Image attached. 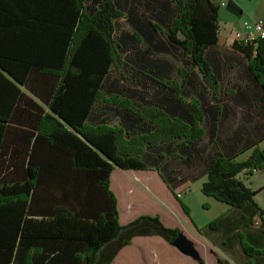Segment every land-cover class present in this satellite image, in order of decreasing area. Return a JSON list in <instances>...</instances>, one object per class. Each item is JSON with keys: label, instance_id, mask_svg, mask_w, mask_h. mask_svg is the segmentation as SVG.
I'll use <instances>...</instances> for the list:
<instances>
[{"label": "trees", "instance_id": "obj_1", "mask_svg": "<svg viewBox=\"0 0 264 264\" xmlns=\"http://www.w3.org/2000/svg\"><path fill=\"white\" fill-rule=\"evenodd\" d=\"M219 11L214 0H0V95L29 100L38 122L28 171L0 176V264H110L134 237L173 243L181 230L159 215L120 223L115 167L156 170L174 191L183 166H202L204 194L258 208L241 174L264 171V133L236 150L221 127L230 101L264 109V39L234 42L247 84H225L211 51Z\"/></svg>", "mask_w": 264, "mask_h": 264}, {"label": "crops", "instance_id": "obj_2", "mask_svg": "<svg viewBox=\"0 0 264 264\" xmlns=\"http://www.w3.org/2000/svg\"><path fill=\"white\" fill-rule=\"evenodd\" d=\"M214 1L220 5L218 43L211 48L215 54L214 64L221 69L225 84L236 81L237 85L245 86L248 60L233 47L234 32L244 21L264 20V0ZM20 88L30 99L49 110L32 92L24 86ZM0 96L3 99L0 113L5 116L0 121V147H3L0 153H4L0 154V160L11 157L17 161V165L8 169L1 163L0 176L13 172L25 174L38 133L37 110L25 98L11 105L6 94ZM229 105L230 113L221 127L222 142L231 143L239 150L264 133V116L260 115V112L264 114V109L259 105L247 108L233 101ZM250 153L247 151L240 158L245 159ZM201 167L183 166L182 182L174 191L156 170L118 167L112 170L110 188L117 200L122 225L142 214L159 215L166 226L181 230V238L178 243H170L159 235L134 237L110 264H201V259L205 264H222L221 261L225 264H264V230L253 226L260 216L264 218L260 207L248 204L234 208L204 194L202 184L207 176L201 173ZM256 175L264 181V171H256L252 176ZM241 179L245 182L243 174ZM180 200L187 205L190 214ZM214 220L218 221L213 229L206 227ZM245 247L252 251L251 255L246 253Z\"/></svg>", "mask_w": 264, "mask_h": 264}, {"label": "built area", "instance_id": "obj_3", "mask_svg": "<svg viewBox=\"0 0 264 264\" xmlns=\"http://www.w3.org/2000/svg\"><path fill=\"white\" fill-rule=\"evenodd\" d=\"M235 41L244 43H254L264 39V20L244 21L242 27L234 32ZM253 226L261 228L263 226V217L260 216L253 222Z\"/></svg>", "mask_w": 264, "mask_h": 264}, {"label": "rangeland", "instance_id": "obj_4", "mask_svg": "<svg viewBox=\"0 0 264 264\" xmlns=\"http://www.w3.org/2000/svg\"><path fill=\"white\" fill-rule=\"evenodd\" d=\"M248 1V0H244ZM245 182L253 189L257 190L260 189L259 192L255 196V203L259 206L261 210H264V181L260 180L258 175L256 176H244ZM255 181V182H254Z\"/></svg>", "mask_w": 264, "mask_h": 264}, {"label": "water", "instance_id": "obj_5", "mask_svg": "<svg viewBox=\"0 0 264 264\" xmlns=\"http://www.w3.org/2000/svg\"><path fill=\"white\" fill-rule=\"evenodd\" d=\"M180 238H181V234L180 236L174 241V243H178L180 241Z\"/></svg>", "mask_w": 264, "mask_h": 264}]
</instances>
